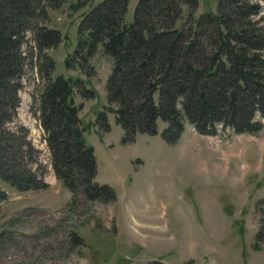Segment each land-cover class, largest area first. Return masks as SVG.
<instances>
[{
	"label": "rangeland",
	"instance_id": "374dc122",
	"mask_svg": "<svg viewBox=\"0 0 264 264\" xmlns=\"http://www.w3.org/2000/svg\"><path fill=\"white\" fill-rule=\"evenodd\" d=\"M97 1L76 5L78 0H66L47 8L46 24L59 29L61 38L46 52L54 59L53 75L80 78L96 90L85 98L74 88L72 97L82 120L93 122L85 138L96 157L94 180L110 184L115 198L66 208L71 192L53 173L37 116L41 76L33 65L36 58L29 56L28 32L19 104L10 125L28 129L49 185L19 190L0 179L5 191L0 264H264V240L256 239L264 214V125L256 133L220 127L215 134H202L186 120L179 139L169 143L161 134L165 122L158 119L156 132H138L125 142L121 125L105 106L110 57L97 52L90 77L66 60L75 49L82 14ZM135 2L128 3L127 19ZM181 6L178 24L189 26L191 14L197 19L215 12L217 0ZM101 111L109 125L104 130ZM71 230L82 240L74 241Z\"/></svg>",
	"mask_w": 264,
	"mask_h": 264
},
{
	"label": "trees",
	"instance_id": "16d2710c",
	"mask_svg": "<svg viewBox=\"0 0 264 264\" xmlns=\"http://www.w3.org/2000/svg\"><path fill=\"white\" fill-rule=\"evenodd\" d=\"M65 1L0 0V179L19 190L49 185L28 129L10 125L19 104L29 32V56L36 58L33 65L41 76L37 116L52 170L71 192L66 208L79 210L94 201H112L115 190L94 180L96 157L85 138L93 122L82 120L72 97L74 88L85 98L96 90L80 78L53 75L54 59L46 52L61 38L59 29L46 24L47 8ZM129 1L92 4L66 57L89 77L96 71L92 58L97 52L110 57L105 106L121 125L125 142L138 132H156L158 119L165 122L161 134L169 143L179 139L186 120L202 134H215L220 127L254 133L264 125V0H217L215 12L195 19L189 11V26L178 24L181 2L192 6L196 0H136L127 19ZM100 114L107 129L105 112ZM4 197L0 188V200ZM71 231L74 241L82 240ZM256 239L264 240V214Z\"/></svg>",
	"mask_w": 264,
	"mask_h": 264
}]
</instances>
